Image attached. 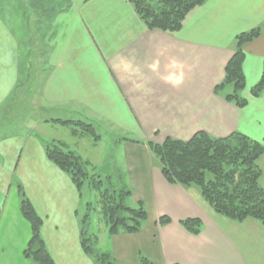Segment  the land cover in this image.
I'll return each instance as SVG.
<instances>
[{"label": "crops", "instance_id": "crops-1", "mask_svg": "<svg viewBox=\"0 0 264 264\" xmlns=\"http://www.w3.org/2000/svg\"><path fill=\"white\" fill-rule=\"evenodd\" d=\"M254 28L262 33L244 46L248 102L239 107L215 88L236 36ZM33 48L34 87L20 90ZM263 70L264 0H206L175 33L149 29L128 0H0V264H35L24 254L32 228L19 185L43 218L55 264H97L81 244L82 193L47 157L44 141H65L50 127H70L82 147L74 151L90 161L91 136L56 120L87 121L100 132L97 121L111 133L135 136L115 141L117 170L132 190V206H146L143 228L111 235L106 224L102 241L100 229L91 232V218L87 226L114 264H139L141 255L154 264H264L263 225L231 220L197 188L169 183L147 144L189 140L198 131L264 140V91L251 93ZM259 164L264 187V155ZM164 215L171 222L160 225ZM186 218L201 219L202 231L184 228Z\"/></svg>", "mask_w": 264, "mask_h": 264}, {"label": "trees", "instance_id": "trees-1", "mask_svg": "<svg viewBox=\"0 0 264 264\" xmlns=\"http://www.w3.org/2000/svg\"><path fill=\"white\" fill-rule=\"evenodd\" d=\"M149 29L169 33L179 31L187 15L206 0H128ZM260 28L242 32L236 36L237 47L228 61L224 79L216 86L215 92L227 101L244 107L248 100L242 92L246 86L243 71L244 46L261 35ZM231 88L229 91L226 89ZM264 91V70L260 81L251 93L259 96ZM62 124L79 125L83 133L98 139L94 126L83 121L56 120ZM133 142H140L132 139ZM157 157L161 172L171 184H179L187 189L197 188L206 203L216 213L231 220L242 222L248 218L257 219L264 227V187L261 184L262 168L259 164L264 155V140L234 132L218 138L206 131H198L189 140L168 137L164 142H147ZM64 143L52 141L46 145V155L62 171L67 173L80 194L84 184L100 194L101 211L106 219L109 233H137L144 225L148 212L143 202L129 205L132 190L116 174L113 188L105 185L104 179L92 172V163L83 159L76 151L66 150ZM109 179L111 177H108ZM21 211L29 221L32 236L24 254L35 264H55L42 237L43 218L37 213L31 200L19 185ZM91 203H88V206ZM90 207H88V211ZM1 216V211H0ZM90 212L82 217L81 244L97 264H114L109 253L97 248L98 236L89 234L87 226ZM171 222L169 216H161L160 225ZM181 225L193 234L202 231L199 218H186ZM139 264H154L147 256L141 255Z\"/></svg>", "mask_w": 264, "mask_h": 264}, {"label": "rangeland", "instance_id": "rangeland-1", "mask_svg": "<svg viewBox=\"0 0 264 264\" xmlns=\"http://www.w3.org/2000/svg\"><path fill=\"white\" fill-rule=\"evenodd\" d=\"M13 19V18H12ZM31 21V20H30ZM20 24H18V22H15L14 25H12V28L14 29L15 33L19 34L20 30L18 29ZM18 26V27H17ZM22 35V34H20ZM29 47V44H28ZM31 52V49H28L27 55H28V59H27V68L29 69L27 74H26V78L25 80L22 79L21 83V87L20 90H26V91H31L34 87V79H35V64H34V58H33V52H34V48ZM21 53H22V49H21ZM22 56V54H21ZM30 59V61H29ZM30 74V76H29ZM24 98V97H23ZM22 98V99H23ZM27 100V99H26ZM25 100V101H26ZM87 124V121H84ZM95 123L97 124V127L99 129L100 132H97V134L99 136L102 135V139L101 141H97L95 139H92L91 137H89L90 139H85L86 144H88L87 142L89 141L90 145L88 146V149L91 153V155H89L91 158H87L90 160V162L92 163V172L99 174L105 181V185L110 187L111 189L113 188V185L111 183H115L116 182V174L118 172V166L120 167V162H119V146L117 147V144H115V141H118L119 138L122 137H135L134 134L129 133V134H123V136H121V134L118 132L115 133H111L112 131L106 130L104 127L100 126L99 123L97 121H95ZM51 128H55V129H51ZM58 128V129H57ZM66 129H64L61 125H59V127H55V126H51L49 130L50 133L54 134V130H58V137H61L63 139H65V141H60L64 143L66 146L65 149L67 150H80L82 147L81 146H77V140H79L80 136L75 137L72 133H70L69 129H72L70 127H65ZM73 128L79 130V131H83V129L79 126V125H75ZM121 133L122 130H120ZM47 140L45 141V145L50 144L53 140V138H49L48 136L45 137ZM88 140V141H87ZM91 140V141H90ZM86 144H84V146H87ZM108 177H111L110 179ZM130 199L128 198V204L132 205L129 201ZM88 203H91L88 206ZM82 215L84 216L87 212H90V218L92 219V228H91V232H93V230L96 229H100V237H101V233L104 232L105 229V225L107 224L106 219L104 218V215L101 211V204H100V194L98 191H93L89 188L88 184H84V187L82 189ZM88 207H90V210L88 211ZM85 208V210H84ZM107 234V233H106ZM104 238V234L102 235V237L100 238V240H102ZM103 241V240H102ZM98 248V246H97Z\"/></svg>", "mask_w": 264, "mask_h": 264}]
</instances>
